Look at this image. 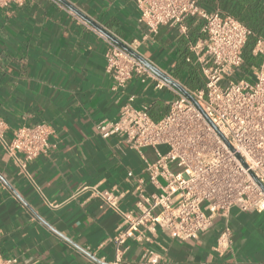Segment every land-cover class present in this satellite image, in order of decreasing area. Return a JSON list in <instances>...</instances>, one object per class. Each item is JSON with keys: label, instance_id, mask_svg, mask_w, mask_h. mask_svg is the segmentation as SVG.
<instances>
[{"label": "crops", "instance_id": "0c3cea01", "mask_svg": "<svg viewBox=\"0 0 264 264\" xmlns=\"http://www.w3.org/2000/svg\"><path fill=\"white\" fill-rule=\"evenodd\" d=\"M196 1L238 19L256 41L264 40L261 0ZM201 25L189 17L184 31L161 25L150 33L139 21L136 0H26L0 8V119L6 123V140L22 125L45 123L51 129L50 148L28 162V176L0 143L2 256L15 257L17 264L115 261L113 238L122 219L90 188L112 189L119 209L131 211L137 183L127 171L144 176L147 191L152 186L141 156L121 137H100L96 126L116 119L130 97L133 107H147L158 120L174 94L136 76L124 88H114L105 69L107 38L133 43L157 76L189 92L204 86L191 50L204 38ZM143 152L153 159L151 148ZM226 228L229 243L221 246L218 239ZM127 245L120 264H139L146 249L158 255V264H264V213L231 207L216 213L196 238L173 239L156 227Z\"/></svg>", "mask_w": 264, "mask_h": 264}, {"label": "built area", "instance_id": "2783aa9c", "mask_svg": "<svg viewBox=\"0 0 264 264\" xmlns=\"http://www.w3.org/2000/svg\"><path fill=\"white\" fill-rule=\"evenodd\" d=\"M25 2L0 0V8ZM136 5L139 21L150 33H156L161 25L184 31L189 17L202 21L204 38L191 50L197 56L204 86L188 92L193 102L140 60L133 43L120 44L107 38L105 69L114 88H124L136 76L174 94L168 111L158 120L151 118L147 107H133L130 97L116 119L96 126L100 137H121L141 156L142 172L152 186L147 191L144 176L127 171L126 177L137 183L135 209L131 211L119 209L118 195L112 189L90 188L122 219L123 227L113 238L115 261L110 264L121 263L129 248L128 239L140 240L145 231L153 232L156 227L170 238L187 240L207 230L216 213L231 207L264 213V40L254 43L252 54L263 60L248 80L245 74L237 76L250 33L240 21L207 10L196 0H136ZM6 128L0 119V143L18 171L28 176V162L50 148L51 129L45 123L22 125L7 141ZM145 148L152 149V160L146 158ZM218 243L228 245L227 228ZM158 259L155 252L146 249L139 264H158ZM0 264H17V259L0 254Z\"/></svg>", "mask_w": 264, "mask_h": 264}, {"label": "trees", "instance_id": "16d2710c", "mask_svg": "<svg viewBox=\"0 0 264 264\" xmlns=\"http://www.w3.org/2000/svg\"><path fill=\"white\" fill-rule=\"evenodd\" d=\"M236 20H238V19H236ZM244 26L249 30L250 33H249V36H248L247 41H246V44H245V46L243 48V51H242L243 65H242L241 68H243L246 71V73H249L251 68L257 66L260 63L261 57L260 56H255V55L252 54V48L254 46L256 38L253 36L252 29L250 27L246 26V25H244ZM238 74H240V73H238Z\"/></svg>", "mask_w": 264, "mask_h": 264}, {"label": "water", "instance_id": "95a60500", "mask_svg": "<svg viewBox=\"0 0 264 264\" xmlns=\"http://www.w3.org/2000/svg\"><path fill=\"white\" fill-rule=\"evenodd\" d=\"M109 37H110V39H112L113 41H115V42H117V43H120V41H118V40H116L114 37H112L111 35H109ZM121 44V43H120ZM127 49V48H126ZM128 51H130L132 54H134V55H136L134 52H132L131 50H129V49H127ZM140 60H143L140 56H138V55H136ZM146 62V61H145ZM148 64V63H147ZM148 66H150L149 64H148ZM150 68H152L151 66H150ZM167 81H169L168 79H166ZM170 82V81H169ZM171 84H172V82H170ZM173 85L177 88V89H179L182 93H184L188 98H190L193 102H194V99L189 95V93L187 92V91H185V90H183L182 88H180V87H178V86H176L174 83H173Z\"/></svg>", "mask_w": 264, "mask_h": 264}, {"label": "rangeland", "instance_id": "374dc122", "mask_svg": "<svg viewBox=\"0 0 264 264\" xmlns=\"http://www.w3.org/2000/svg\"><path fill=\"white\" fill-rule=\"evenodd\" d=\"M250 70H252V68H251ZM239 73H240V74H245V78H247L248 80H251V75H250L249 73H246V71H245L243 68H241V69L239 70ZM235 76H236V75H235ZM235 76H234V78H235ZM237 76H242V75L237 74ZM237 78H238V77H237Z\"/></svg>", "mask_w": 264, "mask_h": 264}]
</instances>
